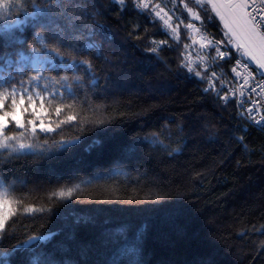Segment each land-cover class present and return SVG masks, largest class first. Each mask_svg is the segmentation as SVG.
<instances>
[{
  "label": "trees",
  "instance_id": "trees-1",
  "mask_svg": "<svg viewBox=\"0 0 264 264\" xmlns=\"http://www.w3.org/2000/svg\"><path fill=\"white\" fill-rule=\"evenodd\" d=\"M78 2L85 11L77 26L87 25L98 50L81 55V39L74 41L79 51L68 49L69 57L90 61L92 71L49 65L42 75L51 79L42 82L59 89L80 117L56 132L40 133L35 151L0 156V173L6 183L14 182L15 194L46 209L17 218L13 235L0 241V264H41L46 257L55 264H108L112 251L103 237L120 227L130 238L143 228L139 264H264V129L241 115L235 96L225 103L205 92L207 81L181 67L182 45L158 22L154 27L133 0L123 7L113 0ZM26 10H35L31 0ZM202 31L219 40L223 25L217 18ZM13 32L25 45L5 49L12 37L0 23V53L15 58L20 49L31 55L26 50L35 39L31 23L23 33ZM152 40H168L173 47L164 45L157 55L149 51ZM206 51L209 70L229 80L220 90L226 95L234 60L216 67L210 64L214 51ZM189 52L196 61L204 54L199 45ZM63 76L68 79L60 80ZM76 186L71 199H49ZM80 218L90 222L77 225ZM49 233L56 235L32 250L14 247L30 235Z\"/></svg>",
  "mask_w": 264,
  "mask_h": 264
},
{
  "label": "snow or ice",
  "instance_id": "snow-or-ice-1",
  "mask_svg": "<svg viewBox=\"0 0 264 264\" xmlns=\"http://www.w3.org/2000/svg\"><path fill=\"white\" fill-rule=\"evenodd\" d=\"M26 2L27 0H0V23L4 24L5 31L9 37H12L3 47L7 49L11 44L24 46L25 40L14 37L13 30L23 33L29 23L35 35L33 43L26 48L31 55H25V51L20 49L16 50L15 58L11 52L0 53V62H2L0 67L14 68L15 73L21 76V79L17 80L12 71L7 75L0 73V156L5 152L12 155L24 153L26 150L35 151L41 140L40 133L56 132L62 129L63 125L70 124L80 117L75 104L66 103L63 94L51 91L48 83H42L51 79L43 76L42 72L45 63L52 68H69L74 72L83 69L91 72V62L86 59L77 60L75 56L69 57L68 49L73 52L79 51L74 41L83 39L85 43L81 55L89 49L98 50L95 41L90 39L93 34L87 25L77 26L80 22L79 13L85 11L78 0H47V5L43 8L36 0H31L35 9L33 12L26 10ZM113 2L125 6V0H113ZM133 4L142 14H146V18H150L154 27L158 22L164 34L169 36L175 45H182L181 67L201 80L207 81L208 87L204 89L205 92L209 90L215 92L225 103H228L230 97L236 93H239L240 97L247 95L252 104V107L246 109L248 119L264 128V115H260V109L264 107L262 103L264 102V0H163V3L154 0H133ZM169 4L171 7H168ZM177 12H180V15H177ZM184 13L187 15L185 16ZM17 14H22L24 19H19ZM14 16L17 18L13 19ZM217 18L223 25V35L219 40L202 31L207 24L213 23ZM196 21L199 22V26ZM181 28L184 29L183 40ZM35 29L42 31L36 32ZM45 33L49 37L47 40ZM150 43L154 46L149 51L157 55L162 46L173 47L168 40H152ZM196 45H199L200 51L204 53H198V61L193 60L189 52V49H194ZM208 49H212L215 53L210 61L213 66L223 68L224 65L220 64V61L229 63L235 60L230 70L232 79L237 82L242 80L243 83L228 88L226 95L221 96L220 90L225 88L229 80L222 79L223 74L218 75L215 70H209V65L205 64ZM66 57L71 59L70 63L67 62ZM57 59L59 65L56 63ZM25 63L32 65L31 70L34 75L26 76ZM251 65H255V71L252 70ZM67 79V76L60 77V80ZM217 82L220 84V89L216 87ZM68 91L71 92L70 86ZM58 95L60 99L57 98ZM236 103L244 106L246 101L237 99ZM256 115H260L258 120ZM53 116L56 118L52 119ZM156 136L157 134L154 133L153 137ZM47 142L45 136L43 143L47 144ZM152 142L162 143L158 139ZM39 147L42 151H48L43 145ZM77 188L78 186L66 191L53 192L49 199L52 197L60 200L71 199L73 191ZM27 199L26 195L15 194L14 182L6 183V178L0 173V241L13 235L17 218L46 210L25 203ZM89 222L80 218L75 223L87 225ZM54 235L56 234L30 235L27 240L14 247L32 250L36 242H48ZM143 239V228L131 233V238L129 230L124 227L105 233L103 243L105 246H110L112 251L108 264H139L137 257ZM41 264H55V261L46 257L41 260Z\"/></svg>",
  "mask_w": 264,
  "mask_h": 264
},
{
  "label": "built area",
  "instance_id": "built-area-1",
  "mask_svg": "<svg viewBox=\"0 0 264 264\" xmlns=\"http://www.w3.org/2000/svg\"><path fill=\"white\" fill-rule=\"evenodd\" d=\"M234 63H235V60H234ZM251 68H252L253 71H255V67L251 66ZM237 83L242 84L243 81L241 80V81L237 82L236 80L231 78V87H233ZM233 96L236 97V101H237V99H244L246 101L244 106H239L238 103H237V105H238L240 113H243V115L248 119V113H247L246 109L249 108V107H252V104H251L250 100L248 99V96L245 95L244 97H240L239 93H236ZM254 98L257 99V100L260 99L259 97H254ZM262 103H264V102H262ZM253 114L255 115V109H253ZM260 115H264V107H261ZM260 115H256V119L257 120L260 118ZM249 121L252 122L255 126H257L253 121H251V120H249ZM257 127H260V126H257ZM262 129H264V128H262Z\"/></svg>",
  "mask_w": 264,
  "mask_h": 264
},
{
  "label": "rangeland",
  "instance_id": "rangeland-1",
  "mask_svg": "<svg viewBox=\"0 0 264 264\" xmlns=\"http://www.w3.org/2000/svg\"><path fill=\"white\" fill-rule=\"evenodd\" d=\"M47 66H49V65L45 63L44 68L47 67ZM24 67H25V69H29L30 71H32L31 70L32 69V65L30 63H25ZM9 71H12L13 73H15L14 68L13 69H6V68H3V67H0V73H3L5 75H7V73ZM48 85H49V88L51 89V91L59 93V89H57L56 87H51L50 83H48Z\"/></svg>",
  "mask_w": 264,
  "mask_h": 264
}]
</instances>
